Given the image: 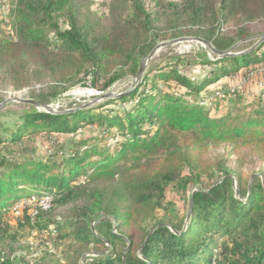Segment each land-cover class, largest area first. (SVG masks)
<instances>
[{
  "label": "trees",
  "instance_id": "trees-1",
  "mask_svg": "<svg viewBox=\"0 0 264 264\" xmlns=\"http://www.w3.org/2000/svg\"><path fill=\"white\" fill-rule=\"evenodd\" d=\"M6 1L0 80L20 89L48 77L53 91L30 97L45 106L77 86L106 94L121 80L134 81L159 41L185 34L161 33L144 0H115L130 7L108 30L78 22L74 0ZM171 8L203 29L188 35L218 50L264 34V0H179ZM175 62L145 70L137 88L103 103L70 111L31 103L10 123L0 121V218L22 199L40 204L47 195L51 209L72 205L62 221L41 205L23 209L24 226L47 233L40 263L80 264L91 252L88 264H264V96L245 103L240 89L213 87L229 75L259 70L264 41L235 56ZM181 64L211 69L190 77ZM86 125H96L95 133L69 141L68 153L60 146V156L28 157L16 148L37 132L73 133ZM221 144L236 148V164L217 167L223 179L192 194L185 218L165 201L167 190L199 183V173L213 168L210 150ZM10 227L0 225V264H33L27 254L15 258L9 242L2 247ZM61 240L76 245L59 254Z\"/></svg>",
  "mask_w": 264,
  "mask_h": 264
},
{
  "label": "rangeland",
  "instance_id": "rangeland-1",
  "mask_svg": "<svg viewBox=\"0 0 264 264\" xmlns=\"http://www.w3.org/2000/svg\"><path fill=\"white\" fill-rule=\"evenodd\" d=\"M74 1L75 8L78 11V22L84 23L90 20L103 30H108L112 25L113 20L117 18L120 13H123L124 11L126 12V9L130 7V2L126 4H118L115 0ZM174 3H179V0H144V5L147 11H149L154 17L161 33H185L178 38L175 37L174 39L201 37L196 36L195 34H187L195 33L196 31L201 32L203 29H199L198 24L192 25L191 19L183 17L180 14L176 16L175 11L171 8ZM10 7L11 6L8 1L0 0V14L2 16H6L9 10L8 8ZM5 29L8 32V27L5 26ZM255 37L256 36L237 41V46L233 50V53L239 54L241 52L259 47L261 43L258 38ZM174 39L168 38L161 40L157 44ZM177 57L189 58L199 62L204 61L207 58L210 60H217L219 58L216 53L201 42L195 40H184L159 48L149 60L146 71L157 65L174 64L176 63L175 61ZM257 65L262 67L259 70H248L247 72H245L246 70H243L244 72L241 74H233L224 77L218 83L214 84L215 86L213 87H216L219 83H226L234 88H238L246 97L245 103L258 97V95L264 96V65L262 63ZM178 68L190 77H200L208 73L211 69L210 66L201 64H181ZM36 79L37 80H33L29 86H25L20 89H15L6 84L5 81L0 80V121L10 123L19 114L32 108L33 104L26 102L27 100H31V96L37 95L41 92L48 93L53 91L51 86H54V83L50 82L48 77L37 76ZM132 84L133 80L131 78L121 80L109 89L107 93H112L114 95L123 93L128 91ZM104 94L105 93H100L90 87L77 86L58 95L57 98L48 105L58 111H70L81 107H89L103 103L106 100V98L103 97ZM40 108L43 109V107ZM95 130L96 125H86L80 127L73 133H63L49 136L44 132H37L34 133L33 136L26 137L23 142L17 144L16 148L17 150L24 152L28 157H48L50 155H56L55 153L58 152L60 156L62 155L60 146H65V149L67 150L66 153H68L69 151L67 147L69 141H72L82 135L94 134ZM110 142H112V140H110ZM104 144L105 142L102 140L101 145ZM1 149L2 147H0V150ZM235 149V147L228 144H221L218 148H212L210 150V158L213 168L207 172H197L200 174V182L197 184L193 182H189V184L186 183L185 186L180 184H171L167 190L165 201H172L176 204L181 212V215L186 218L190 213L192 194L202 188L208 189L214 180L219 182L223 179L222 173L217 169V167L222 165L226 168L233 169L234 164H236L235 161L238 158V154L235 153ZM124 162L125 161H122L121 164ZM257 168V171H259L263 167L257 166ZM184 173L188 175L190 170L185 168ZM231 178L233 180L232 184L234 191H236L238 195L240 188L238 178L234 173L231 175ZM40 201L41 202L39 204L37 203L36 198H32L31 200L22 199L21 201L16 202L15 205L0 218V225H2V223L10 224V233H12L11 239L6 241L4 243L5 245L2 247H8L6 244L9 242V245H11L12 248V253L13 255L15 254V258L19 259L21 255L27 254V257L32 259L33 264H46L40 263L37 258L38 255L46 252V247L49 243L46 241V232L39 234L36 231H31L27 226H24L23 209L25 206L33 207L34 205H41L43 209L49 211L48 217L50 216L51 218L59 221L66 220L70 217L72 209V205L70 203L51 209L50 197L47 195ZM160 215L161 212L159 211L158 216ZM49 230H54V225H51ZM204 237V239H207L206 236ZM75 245L76 244L74 242L71 243L69 241L61 240L57 242L56 248L58 249L59 254H64L68 249ZM51 251L54 252L53 249ZM7 254L10 255L11 250H7ZM92 256H94L93 253H86L80 264L90 263Z\"/></svg>",
  "mask_w": 264,
  "mask_h": 264
},
{
  "label": "water",
  "instance_id": "water-1",
  "mask_svg": "<svg viewBox=\"0 0 264 264\" xmlns=\"http://www.w3.org/2000/svg\"><path fill=\"white\" fill-rule=\"evenodd\" d=\"M255 38H258L259 42H263L264 41V34L262 35H259V36H256ZM184 40H195V41H198V42H201L202 44L206 45L207 47H209L214 53H216L219 58L220 57H224V56H235V55H239V54H235L233 53V50L235 49V47L237 46L234 45L232 46L231 48L227 49V50H218L216 49L213 44L203 38H198V37H194V38H179V39H174V40H171V41H166V42H162V43H159L157 44L153 50L151 51V53L149 54L148 57L144 58L140 64V67H139V71L136 75V77L134 78V81H133V84L131 86V88L128 90V91H125L123 93H120V94H117V95H114L112 93H106L103 95L104 98H109V97H117V96H122V95H126L128 94L129 92H131L132 90H134L135 88H137L139 86V83L142 79V76L147 68V65L149 63V60L151 59V57L154 55V53L161 47H164V46H167L169 44H173V43H176V42H180V41H184ZM26 102H29V103H33L35 104L36 106H39V107H44L46 109H49V110H52L54 111L55 109L53 107H51L50 105H42L41 103L37 102V101H34V100H27ZM191 213V211H190Z\"/></svg>",
  "mask_w": 264,
  "mask_h": 264
}]
</instances>
